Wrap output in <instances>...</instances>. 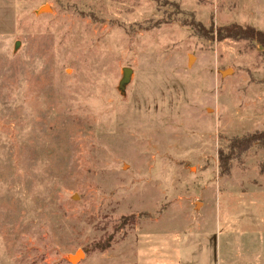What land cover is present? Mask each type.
<instances>
[{
    "label": "rangeland",
    "instance_id": "374dc122",
    "mask_svg": "<svg viewBox=\"0 0 264 264\" xmlns=\"http://www.w3.org/2000/svg\"><path fill=\"white\" fill-rule=\"evenodd\" d=\"M232 25L264 0H0V264H264V146L233 147L264 48Z\"/></svg>",
    "mask_w": 264,
    "mask_h": 264
},
{
    "label": "trees",
    "instance_id": "16d2710c",
    "mask_svg": "<svg viewBox=\"0 0 264 264\" xmlns=\"http://www.w3.org/2000/svg\"><path fill=\"white\" fill-rule=\"evenodd\" d=\"M217 37L220 39L223 38H241V39H248L259 46L264 48V31L256 29L251 26L246 27H238V26H223L219 28L217 31ZM262 57L264 59V50L262 51ZM234 142L236 145L233 144V147H247L251 144V142H257L264 146V130L255 132L251 135H248L246 137H243L241 139H235ZM219 161H220V167L222 168V171H227L228 169V162L226 157L220 152L219 153Z\"/></svg>",
    "mask_w": 264,
    "mask_h": 264
},
{
    "label": "water",
    "instance_id": "95a60500",
    "mask_svg": "<svg viewBox=\"0 0 264 264\" xmlns=\"http://www.w3.org/2000/svg\"><path fill=\"white\" fill-rule=\"evenodd\" d=\"M47 9H48V7L45 6V7H43L42 10H47ZM131 71H132V70H131L130 68H128V67H124V68H123V78H122V80H121V82H120V88H122V87L128 82V80H129V75H130ZM227 71H228V70H225V71H223V73H225V72H227ZM81 255H83V251H82V250H78V251L74 254V256L71 257V260H72V261H75V260H77L78 257L81 256Z\"/></svg>",
    "mask_w": 264,
    "mask_h": 264
}]
</instances>
